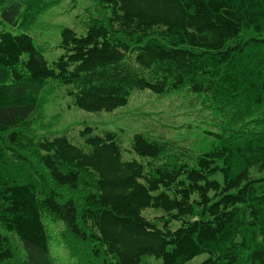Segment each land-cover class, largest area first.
<instances>
[{
	"label": "trees",
	"instance_id": "1",
	"mask_svg": "<svg viewBox=\"0 0 264 264\" xmlns=\"http://www.w3.org/2000/svg\"><path fill=\"white\" fill-rule=\"evenodd\" d=\"M41 1L0 0V264H58L48 220L67 264H264V0H94L51 63L23 18ZM53 90L89 112L186 90L214 121L199 151L139 132L128 159L90 125L32 145Z\"/></svg>",
	"mask_w": 264,
	"mask_h": 264
},
{
	"label": "rangeland",
	"instance_id": "2",
	"mask_svg": "<svg viewBox=\"0 0 264 264\" xmlns=\"http://www.w3.org/2000/svg\"><path fill=\"white\" fill-rule=\"evenodd\" d=\"M52 3L53 6L49 7ZM100 8L102 7L96 5L94 0H42L39 4L32 3V7L24 13L23 18L27 22L34 20L28 18L37 16L33 24H26L29 27L25 29L29 30L37 44L45 48L44 56L51 63L61 53V50L53 48L60 38L61 29L68 26L75 28L80 34L84 33L85 24L99 15L95 10ZM191 99L192 96L186 90H177L168 95L143 90L133 93L126 106L112 111L89 112L70 106V98H62L60 93L53 90L44 104L45 112L41 122L23 134L30 139L32 145L38 144L39 140L56 136L79 140V131L85 125H90L99 133L113 132L122 144L124 157L128 159L138 158L130 150L133 135L139 132L155 137L163 136L199 151L206 147L204 130L211 128L214 118L206 107L198 103L190 107ZM32 145L28 147L32 149L31 155L25 154L31 159L38 151ZM19 163L23 169L20 173L22 180H30L37 174L30 163L22 160ZM153 213L155 212L150 215ZM47 226L53 238L51 245L55 260L58 264L69 263L71 259L68 253L73 248L66 244L68 240L62 243L59 239V224L48 220ZM176 226L174 224L173 227Z\"/></svg>",
	"mask_w": 264,
	"mask_h": 264
}]
</instances>
